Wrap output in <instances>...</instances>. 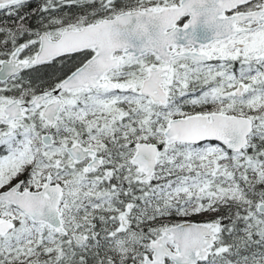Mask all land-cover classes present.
<instances>
[{
	"label": "snow or ice",
	"instance_id": "snow-or-ice-1",
	"mask_svg": "<svg viewBox=\"0 0 264 264\" xmlns=\"http://www.w3.org/2000/svg\"><path fill=\"white\" fill-rule=\"evenodd\" d=\"M0 264H264V0H0Z\"/></svg>",
	"mask_w": 264,
	"mask_h": 264
}]
</instances>
